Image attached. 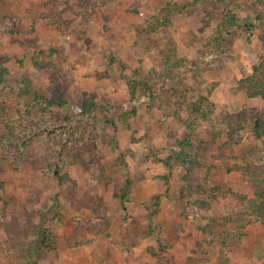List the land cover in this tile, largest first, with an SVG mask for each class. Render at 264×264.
Returning a JSON list of instances; mask_svg holds the SVG:
<instances>
[{
	"label": "rangeland",
	"instance_id": "1",
	"mask_svg": "<svg viewBox=\"0 0 264 264\" xmlns=\"http://www.w3.org/2000/svg\"><path fill=\"white\" fill-rule=\"evenodd\" d=\"M1 66L0 264H264V0H0Z\"/></svg>",
	"mask_w": 264,
	"mask_h": 264
},
{
	"label": "trees",
	"instance_id": "2",
	"mask_svg": "<svg viewBox=\"0 0 264 264\" xmlns=\"http://www.w3.org/2000/svg\"><path fill=\"white\" fill-rule=\"evenodd\" d=\"M254 25H255L254 21L249 20V18H246L245 26H246L248 31L252 32ZM4 69L5 68H3V66L0 67V82L2 81ZM254 70L256 71L255 75H257V71H258L257 67H254ZM243 87H246L250 96H260L264 99V74L262 75V77L260 76V78H257V76H255V77L252 76L251 78L249 77L247 80V84ZM130 92H131L132 96L134 97L135 92L133 90H131ZM200 99H202V97H199L198 101ZM63 101H65V100H63ZM88 105H89V102L87 101L85 106H88ZM193 105H192V109H190V110L191 111L197 110V108H196L197 105L195 103ZM262 120H263V116L261 114L260 115L257 114L253 118L252 131L254 132L256 137L264 136V124L262 123ZM228 135H229V137H233L232 131L228 132ZM188 137H190V136H188ZM53 172H54V174H56L58 176V178L60 180H62L65 177V175L62 173V167L60 164H57L54 167ZM125 195L126 194L123 193L122 197H125ZM250 203H253V201ZM260 206H262L264 208V201H262L260 203ZM255 207L257 208V205H255ZM41 235H42V237L40 238L39 242H37V244H35V246L33 247L36 249L37 252L44 249L46 246L49 247L52 245V236H51V232L49 231V228H44ZM39 259H40V257L36 256L35 259L33 260L32 264H37ZM27 264H30V263H27Z\"/></svg>",
	"mask_w": 264,
	"mask_h": 264
}]
</instances>
